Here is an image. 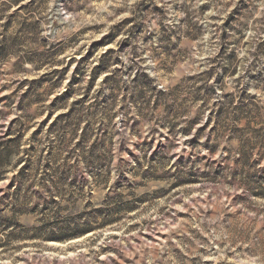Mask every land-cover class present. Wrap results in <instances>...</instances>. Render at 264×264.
Wrapping results in <instances>:
<instances>
[{"label": "rangeland", "instance_id": "1", "mask_svg": "<svg viewBox=\"0 0 264 264\" xmlns=\"http://www.w3.org/2000/svg\"><path fill=\"white\" fill-rule=\"evenodd\" d=\"M0 0V264H264V0Z\"/></svg>", "mask_w": 264, "mask_h": 264}, {"label": "trees", "instance_id": "2", "mask_svg": "<svg viewBox=\"0 0 264 264\" xmlns=\"http://www.w3.org/2000/svg\"><path fill=\"white\" fill-rule=\"evenodd\" d=\"M24 0H13L12 1V3L13 4H16V5H18V6H20L21 5V2H23ZM2 142H0V149H1V147H2ZM4 151H2V152H0V155L3 153Z\"/></svg>", "mask_w": 264, "mask_h": 264}]
</instances>
